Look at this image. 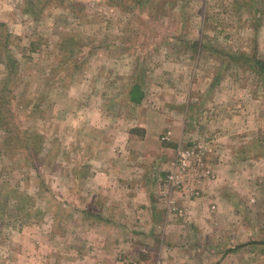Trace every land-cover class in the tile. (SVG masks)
I'll list each match as a JSON object with an SVG mask.
<instances>
[{
	"label": "rangeland",
	"instance_id": "obj_1",
	"mask_svg": "<svg viewBox=\"0 0 264 264\" xmlns=\"http://www.w3.org/2000/svg\"><path fill=\"white\" fill-rule=\"evenodd\" d=\"M240 52L264 59V0H0V264L40 248L71 258L82 180L111 133L91 119L148 110L177 111L181 139L211 144L220 164L203 181L212 198L188 194L207 215L159 200L180 229L165 232L163 261L135 262L264 264V75ZM134 78L145 97L131 107Z\"/></svg>",
	"mask_w": 264,
	"mask_h": 264
},
{
	"label": "crops",
	"instance_id": "obj_2",
	"mask_svg": "<svg viewBox=\"0 0 264 264\" xmlns=\"http://www.w3.org/2000/svg\"><path fill=\"white\" fill-rule=\"evenodd\" d=\"M141 91L145 97L142 85ZM126 101L129 104V94ZM115 114L108 126L105 114L97 113L98 117L91 119L92 122L97 119V129H110L111 135L107 133L105 140L99 138L89 161L93 172L82 180L84 222L78 228V235L74 233V226L69 230L72 235H68L67 255L71 258L65 257L64 264H123L143 258L145 261L148 256L158 254L163 261L164 238L167 241L169 236L168 233L164 235L165 232L180 229L181 219L171 220L159 201L158 188L160 178L166 174L174 158V148L179 143L189 144L195 137L189 134L188 141L181 139V135L189 130L185 132L177 111H132L123 118ZM167 132L168 139H162ZM211 157L209 164L216 169L220 159L212 162ZM208 183L199 185L204 191L201 192L205 193H201L203 197L200 199L212 198L213 194L208 192L211 184ZM86 184L92 190L86 191ZM175 195L178 206L184 204L189 208L190 217L196 215L195 212L198 216L207 215L201 208L204 206L196 207L197 200L191 199L188 193L176 192ZM110 246L114 248L111 254L107 253ZM41 253L44 251L40 248L24 254L22 261L25 264H58L64 259L59 257L57 249L50 250L48 256Z\"/></svg>",
	"mask_w": 264,
	"mask_h": 264
},
{
	"label": "built area",
	"instance_id": "obj_3",
	"mask_svg": "<svg viewBox=\"0 0 264 264\" xmlns=\"http://www.w3.org/2000/svg\"><path fill=\"white\" fill-rule=\"evenodd\" d=\"M169 132L162 139H168ZM211 144L204 142L179 143L175 149L174 158L166 174L160 178L159 199L165 202L168 211L182 216L186 210L174 205L175 193L183 192L189 195L199 193V184L204 180L212 179L214 172L208 162ZM191 182V183H189ZM124 264V263H123ZM125 264H137L128 261Z\"/></svg>",
	"mask_w": 264,
	"mask_h": 264
},
{
	"label": "trees",
	"instance_id": "obj_4",
	"mask_svg": "<svg viewBox=\"0 0 264 264\" xmlns=\"http://www.w3.org/2000/svg\"><path fill=\"white\" fill-rule=\"evenodd\" d=\"M39 2V1H38ZM140 2V0H139ZM193 46H196V53H198L200 51V47L199 50L198 48V42H192ZM190 47V46H189ZM187 47V48H189ZM191 48V47H190ZM237 56H240L239 60L243 61V63L247 66V68H249L250 70L254 71L257 75H264V59H260V58H256V57H247L246 54H244L243 52H240L238 54H236ZM227 58H231V56H228L226 54ZM4 64L5 67L7 69L8 74L13 73L16 69V65H17V61L15 58L12 59V57L8 54L5 55V59H4ZM1 61H3L1 59ZM135 79V78H134ZM215 81V80H213ZM131 82H133L131 84V88L129 89V104H131L132 106L138 105L143 101L144 98V93L141 91V84L137 83L138 81L132 80ZM3 87L2 85L0 86V88ZM0 90H3V88H1ZM32 140H35L33 137H31ZM31 139L29 141H31ZM25 141H27V139H25ZM28 141V142H29ZM27 142V143H28ZM27 147V146H25ZM28 149V148H26Z\"/></svg>",
	"mask_w": 264,
	"mask_h": 264
}]
</instances>
